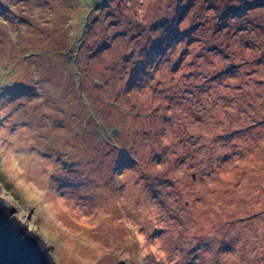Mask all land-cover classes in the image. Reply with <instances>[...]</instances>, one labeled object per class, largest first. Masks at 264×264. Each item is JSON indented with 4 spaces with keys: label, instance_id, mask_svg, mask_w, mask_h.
Wrapping results in <instances>:
<instances>
[{
    "label": "rangeland",
    "instance_id": "374dc122",
    "mask_svg": "<svg viewBox=\"0 0 264 264\" xmlns=\"http://www.w3.org/2000/svg\"><path fill=\"white\" fill-rule=\"evenodd\" d=\"M0 149L56 264H264V0H0Z\"/></svg>",
    "mask_w": 264,
    "mask_h": 264
},
{
    "label": "clouds",
    "instance_id": "9594fccd",
    "mask_svg": "<svg viewBox=\"0 0 264 264\" xmlns=\"http://www.w3.org/2000/svg\"><path fill=\"white\" fill-rule=\"evenodd\" d=\"M2 151L3 149H0V152ZM8 155L11 159L6 157L5 164H10V167H0V177H4L9 172L19 174L21 177L24 176L25 173L21 169L20 160L13 157L11 151ZM20 159L22 160L23 157ZM44 197L45 192L40 187L34 183H26L24 179H18L12 186H9L7 181L0 182V204L7 205L11 214L25 223L31 233L45 238L51 245L58 241L57 236L44 226L47 223V210L52 207L44 202ZM55 226L56 228L63 227L60 223ZM64 231L67 229L65 228ZM152 251L156 252L157 249L153 248ZM159 255L164 256V253L160 252ZM57 264H59V258H57Z\"/></svg>",
    "mask_w": 264,
    "mask_h": 264
},
{
    "label": "water",
    "instance_id": "95a60500",
    "mask_svg": "<svg viewBox=\"0 0 264 264\" xmlns=\"http://www.w3.org/2000/svg\"><path fill=\"white\" fill-rule=\"evenodd\" d=\"M11 215L0 204V264H56L41 238Z\"/></svg>",
    "mask_w": 264,
    "mask_h": 264
},
{
    "label": "snow or ice",
    "instance_id": "6c2138e0",
    "mask_svg": "<svg viewBox=\"0 0 264 264\" xmlns=\"http://www.w3.org/2000/svg\"><path fill=\"white\" fill-rule=\"evenodd\" d=\"M139 239H140V241L142 242V240H143V236L141 235V236L139 237Z\"/></svg>",
    "mask_w": 264,
    "mask_h": 264
}]
</instances>
